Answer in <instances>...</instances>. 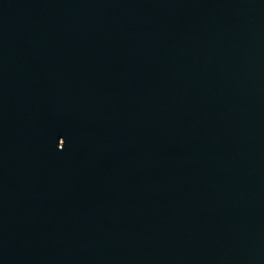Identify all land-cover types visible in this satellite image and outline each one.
<instances>
[{"label":"water","instance_id":"1","mask_svg":"<svg viewBox=\"0 0 264 264\" xmlns=\"http://www.w3.org/2000/svg\"><path fill=\"white\" fill-rule=\"evenodd\" d=\"M14 264H264V0H122Z\"/></svg>","mask_w":264,"mask_h":264}]
</instances>
